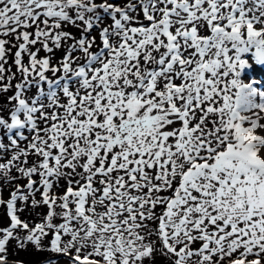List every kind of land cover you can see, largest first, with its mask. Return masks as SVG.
I'll return each instance as SVG.
<instances>
[{
	"label": "snow or ice",
	"instance_id": "snow-or-ice-1",
	"mask_svg": "<svg viewBox=\"0 0 264 264\" xmlns=\"http://www.w3.org/2000/svg\"><path fill=\"white\" fill-rule=\"evenodd\" d=\"M0 264H264V0H0Z\"/></svg>",
	"mask_w": 264,
	"mask_h": 264
}]
</instances>
